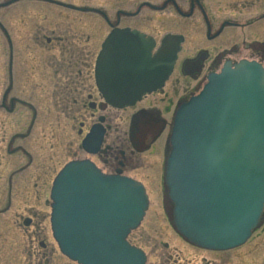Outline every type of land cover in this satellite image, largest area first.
Segmentation results:
<instances>
[{
	"label": "flooded vegetation",
	"instance_id": "obj_1",
	"mask_svg": "<svg viewBox=\"0 0 264 264\" xmlns=\"http://www.w3.org/2000/svg\"><path fill=\"white\" fill-rule=\"evenodd\" d=\"M206 3L205 0H164L161 10L172 7L176 12V27H184L178 33L184 40L176 66L162 88L143 95L134 106L118 108L111 105L100 90L96 80V60L103 41L114 29L139 30L146 37L151 36L139 28L135 20L144 7L158 8L153 0H142V3L138 0H107L102 4L97 0H0V135L5 133L1 140L6 142L4 152L29 157L22 143L16 149L11 148L17 138L27 139L24 131L29 115L31 120L26 130L29 135L38 121L45 118L52 121L51 127H58L55 139L60 142L56 144V152L52 150L54 145L47 152L42 148L38 150L46 156V161H53L51 164L64 159H87L106 174L126 175L144 184H161L164 180V150L160 158L151 151L163 135L166 136L164 141L167 138L179 104L197 94L209 75L219 72L226 63L249 60L264 66V41L256 35L259 26L264 31V0H212ZM144 17V20L150 19L148 14ZM122 22L129 24L121 26ZM214 23L220 25L218 29H214ZM106 29L108 32L100 38ZM160 42L157 41V45ZM241 48L247 51L246 55H241ZM157 95H162L158 99L161 105L166 101L175 104L166 122L161 118L163 106L158 109V103H152ZM147 100L154 105L129 112ZM41 103L55 106L59 103L63 109L57 108L55 116H48L42 113ZM27 108L29 113L25 111ZM123 112H127L126 116L121 115ZM139 117V131H136L134 121ZM9 119L14 122L12 129L7 127ZM62 120L65 127L61 125ZM161 127L162 132L157 136ZM95 130L100 138L89 139L84 146V140ZM6 135H11L7 141ZM38 151L37 158L40 159L42 155ZM147 153L149 155L145 156ZM30 164L18 172L28 171ZM40 164L38 168L34 165L35 169L31 171L29 193L38 203L45 199L44 204L49 208L50 185L54 178L50 181L49 176L53 168L49 165L51 170L47 171L48 166ZM27 188L20 187L19 181L13 182L10 178L8 191L5 187L0 190V199H3L0 200V215H4L13 202L14 205L20 204L18 201L24 194L19 191L25 192ZM6 195L8 198L5 199ZM3 204L7 206L2 208ZM46 214L48 216L47 211ZM15 215L18 230L30 239L28 256L37 264H49L58 248L50 230L49 237H43L45 229L43 220L39 221L42 219L40 211L31 208L28 227L23 216ZM5 226H8L6 221L0 220V236H3V230H8ZM31 226L33 234L29 233ZM13 236H18L17 232H13ZM136 238L141 242L145 236L137 232L131 235L132 244L140 246ZM0 249V264L20 263L19 257L15 256L12 260H5L4 246ZM238 249L204 251L208 255L200 258L199 263L244 264L241 255L234 257ZM15 251L17 253L16 248ZM258 253H249L246 259L254 264L256 259H261ZM182 258L164 255L153 264L186 263Z\"/></svg>",
	"mask_w": 264,
	"mask_h": 264
},
{
	"label": "water",
	"instance_id": "obj_2",
	"mask_svg": "<svg viewBox=\"0 0 264 264\" xmlns=\"http://www.w3.org/2000/svg\"><path fill=\"white\" fill-rule=\"evenodd\" d=\"M180 38L153 44L139 32H116L97 63L99 84L116 106L134 104L171 74ZM100 138L98 131L88 135ZM169 197L178 231L198 246L224 250L246 242L264 209V68L227 65L182 104L169 137ZM52 229L62 252L80 264H145L127 235L148 207L143 186L72 162L53 186Z\"/></svg>",
	"mask_w": 264,
	"mask_h": 264
},
{
	"label": "rangeland",
	"instance_id": "obj_3",
	"mask_svg": "<svg viewBox=\"0 0 264 264\" xmlns=\"http://www.w3.org/2000/svg\"><path fill=\"white\" fill-rule=\"evenodd\" d=\"M140 3H142V0H138ZM188 1V0H187ZM208 3H211L212 0H205ZM98 3H106L107 0H97ZM153 4L155 6H158L157 9H152V8H147L144 7L141 11L140 14H138V19L135 20V22L139 28H142L146 32H149L157 41L160 42L161 38L166 35V34H178L182 31V27H176L177 24V19H176V12L172 7H168L165 10H161L162 5L164 4V0H153ZM189 3H187L188 5ZM135 6H132L134 8ZM186 9V8H183ZM145 14H148L150 16L149 20H144L145 19ZM134 23V25H135ZM129 23L127 22H122V25H127ZM219 24L214 23L213 27L219 28ZM216 29V30H217ZM186 30V29H185ZM237 30V29H236ZM240 31V30H239ZM242 31V30H241ZM256 31L258 32L259 38L264 41V31L260 26L256 28ZM108 32V29L105 30V32L101 35L100 38L103 37L104 34ZM243 32V31H242ZM214 33V32H213ZM241 33V32H240ZM242 36H245V34L241 33ZM242 38V37H241ZM220 40H218L216 43H219ZM202 45V44H201ZM198 46V45H195ZM242 51L240 52L242 56L247 54V51L245 49L241 48ZM162 95H157L153 97L152 103H158L159 106H156L157 108L160 107L162 109L161 112V118L166 122L168 118L171 116L172 110L174 109V102L169 103L166 101L161 105V102H159L158 99H160ZM148 101V100H147ZM150 101V100H149ZM148 102H144L137 106L135 109H130L129 112L132 113L133 111H136L142 107H148L149 105H154L152 103L149 104ZM176 103V102H175ZM43 108H42V113H47L48 116H55L56 112L60 109H63V106L61 104H57L56 106L54 104H44L41 103ZM59 108V109H57ZM164 108H168L167 110ZM159 109V108H158ZM29 109L27 108L25 111L26 113H29ZM161 110V109H160ZM127 112L121 113V115L126 116ZM52 114V115H51ZM30 115L29 118L26 120V125H25V131L24 133L27 134V139L22 140L23 138H17L15 143L13 144V147L11 149H16L18 144L20 145L22 143L23 147L27 150L28 156H24L21 154H18L15 152V155L8 154L5 150L6 147V142H2L1 140L3 139L4 132L0 135V145H2V149L0 150V187L1 190L3 187H5V191H8V182L10 180V177L12 173L17 170L18 168H21L23 166H26L27 164L31 163V171L35 169V166L38 168L40 167V163H45L47 168H49V165L52 166L53 169L51 168L47 169V171L51 170V174L49 176V180L54 177L56 174L55 172L62 167V165L67 162V159L62 160L61 162L57 164H51L53 161H46V156L40 154L38 151L40 148L44 150V152H47L49 148H51L54 145V148L52 149L53 152L57 151L58 148L56 149V144H59L60 142L55 139V134L57 135L58 127H51L50 120L45 118H41L40 121H38L36 127L32 131L31 135H29L26 130L28 129L30 125ZM30 119V120H29ZM29 120V121H28ZM10 123H8V126L10 129H12V126L14 125V122L12 119H9ZM61 125L65 127V122L62 120ZM43 129V131H40ZM39 133V134H38ZM42 135V137L40 136ZM163 135L161 139L157 142L156 147L151 151V152H156V155H158V158H160V155L162 151L165 148V141ZM11 135H6V141L7 138H10ZM9 140V139H8ZM14 151V150H13ZM37 151L39 152L40 155H42V158L38 159V154ZM149 155L148 153L145 154V156ZM30 156L32 158H30ZM40 157V156H39ZM150 158V156H149ZM159 161V160H158ZM35 165V166H34ZM34 166V167H33ZM33 167V168H32ZM28 169L30 167L28 166ZM31 171L28 173H19L18 171L15 172L13 176V181L17 183L19 181V186L20 187H26L28 186L29 182V177L32 175ZM20 174V175H19ZM7 185V186H5ZM50 184V183H49ZM150 187V210L147 213V216L145 218L144 223L142 224V227L137 231L138 234H141L145 236V239L142 240L141 242L136 238L135 240L139 242V244L145 248L149 255V263L148 264H153V261H155L157 258L159 259L161 256L164 255H175V257H183L182 260H185L186 263L184 264H198L200 258H203L204 256H207L208 254L205 253L204 251H200L197 249H194L193 247L191 248L190 246L183 244L182 241H180L179 237L172 231L171 226L168 222L166 212L163 206V199H162V188L159 183H154V184H148ZM31 188L25 189L23 192L22 190L19 191L24 194L23 199L19 200L20 204H12L10 205V208L7 210V212L4 215H0V220H5L8 226H5L4 228H8V230H3V236H0V246H4L5 251H4V256L6 257L5 260L10 258L12 260L13 256L19 257L20 263L19 264H37L36 260H33L28 256V251L30 250V239L23 234L21 230H18L17 224H16V213L25 217L30 216V211L31 208H35L38 211H40V215L43 220L42 225L45 229L44 236L49 237V220L48 216L46 214V210L48 209L47 206L44 204L45 199L41 201V203H38L33 197L31 198L30 191ZM48 190V189H47ZM1 192V191H0ZM8 198V195L5 196V199ZM1 201L3 199H0ZM5 203V202H4ZM1 206V205H0ZM7 204H3L2 208H5ZM14 207V208H13ZM18 207V208H17ZM46 215V216H44ZM44 216V217H43ZM22 220V218H21ZM28 227V226H26ZM29 233L33 234L34 228L33 226L29 227ZM13 232H17L18 236L14 238ZM49 240V238H48ZM50 241V240H49ZM168 245V247H165V245ZM259 246V247H258ZM3 247H1L2 249ZM15 248L17 250V253L15 251ZM0 249V250H1ZM25 249V250H24ZM254 251H258V253L261 257L258 260L256 259V262L254 264H258V261L261 262L263 260L264 256V223L263 225L254 233L252 236V239L242 248L236 250L234 252V257L241 255L242 258L241 260H244V264H252V260L249 261L248 258L246 257L249 256V253H253ZM19 252H21L19 254ZM231 258L233 259V255H230ZM222 257V256H221ZM254 258V257H253ZM190 262V263H187ZM243 262V261H242ZM154 263V264H155ZM49 264H75L72 262H69L66 260L62 255L59 254V252H54V255L52 256L50 263ZM200 264V263H199Z\"/></svg>",
	"mask_w": 264,
	"mask_h": 264
},
{
	"label": "bare ground",
	"instance_id": "obj_4",
	"mask_svg": "<svg viewBox=\"0 0 264 264\" xmlns=\"http://www.w3.org/2000/svg\"><path fill=\"white\" fill-rule=\"evenodd\" d=\"M52 204V203H51ZM148 208H149V204H148ZM47 212H48V214H50L51 213V210L49 211V210H46ZM145 217V216H144ZM144 219V218H143ZM142 224V223H141Z\"/></svg>",
	"mask_w": 264,
	"mask_h": 264
}]
</instances>
